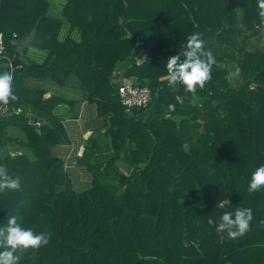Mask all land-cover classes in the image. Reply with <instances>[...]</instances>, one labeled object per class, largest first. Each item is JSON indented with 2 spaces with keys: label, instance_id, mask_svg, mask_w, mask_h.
I'll return each mask as SVG.
<instances>
[{
  "label": "trees",
  "instance_id": "trees-1",
  "mask_svg": "<svg viewBox=\"0 0 264 264\" xmlns=\"http://www.w3.org/2000/svg\"><path fill=\"white\" fill-rule=\"evenodd\" d=\"M49 9V0H0V73H13L19 98L0 103V164L21 182L0 193V227L15 215L23 227L51 233L19 264H264V187L248 192L264 163V42L246 46L264 38L258 0H66L59 14ZM64 22L77 39L59 40ZM194 32L220 67L202 89L172 90L166 63ZM23 40V52L34 46L47 55L11 68ZM117 74L149 87L147 107L125 112ZM71 75L103 119V134L91 131L77 157L91 176L84 189L55 153L70 139L54 109L72 100L44 97L26 82L62 85ZM146 108L149 119L139 117ZM241 207L253 210L251 230L237 239L217 232L223 212Z\"/></svg>",
  "mask_w": 264,
  "mask_h": 264
},
{
  "label": "clouds",
  "instance_id": "clouds-1",
  "mask_svg": "<svg viewBox=\"0 0 264 264\" xmlns=\"http://www.w3.org/2000/svg\"><path fill=\"white\" fill-rule=\"evenodd\" d=\"M258 7L264 9V0H258ZM261 25H264V11H261ZM184 51L169 57L166 66L168 72V87L175 90L177 84L184 86L186 92H195L197 87L203 88L211 80L213 66L220 67L213 52L205 47V40L200 33H192L186 38ZM183 57V59H181ZM13 73H0V103L7 105L19 98L12 91ZM264 187V163L258 165L252 172L248 184V192L254 193ZM20 178H12L5 165L0 164V193L19 191ZM254 213L251 208H236L234 211H224L216 225V231L226 233L229 239H237L251 230ZM259 226L264 227V219ZM51 239V233H37L33 228L23 227L15 215L8 219L6 227H0V264H19L21 255L29 249L37 250L46 246Z\"/></svg>",
  "mask_w": 264,
  "mask_h": 264
},
{
  "label": "crops",
  "instance_id": "crops-1",
  "mask_svg": "<svg viewBox=\"0 0 264 264\" xmlns=\"http://www.w3.org/2000/svg\"><path fill=\"white\" fill-rule=\"evenodd\" d=\"M49 1V13L53 15L59 14L66 2V0ZM67 36L77 39L76 30L71 28L67 22H64L61 26L58 38L59 40H62ZM26 44L27 41L23 40L19 41L17 46L19 52L16 56L22 60V63L27 58L35 62H42L45 59L47 50L30 46L23 52L22 49ZM138 62H141V60H138ZM116 78L118 81H122V78H119L118 74L116 75ZM26 82L30 87L44 89L46 97L52 93H56L61 94L68 100H72V104L60 103L54 109L55 113L63 119V124L70 139V144H58L55 147V153L63 159L69 175L72 174L73 176L74 173V176L77 177V173L83 170L82 167L77 164V157L82 154L85 148V139L88 134H92L91 131L98 129L99 127L101 130H104L102 127L103 119L96 114L95 106L88 103L85 90L79 86L78 80L72 75L69 76L62 85L57 84L48 78L28 77ZM152 112V108H146L139 117L149 119L152 116ZM103 144L105 145L104 142ZM118 166L121 167V164L118 163ZM88 175H90V173H88ZM70 178L72 179L71 175ZM74 179V181L72 180L73 184L76 182V178Z\"/></svg>",
  "mask_w": 264,
  "mask_h": 264
},
{
  "label": "built area",
  "instance_id": "built-area-1",
  "mask_svg": "<svg viewBox=\"0 0 264 264\" xmlns=\"http://www.w3.org/2000/svg\"><path fill=\"white\" fill-rule=\"evenodd\" d=\"M15 35V34H13ZM6 58L3 33L0 31V60ZM118 95L125 112L131 113L133 108H145L151 100L150 89L147 85H125L121 81L117 87ZM39 123H37L38 125Z\"/></svg>",
  "mask_w": 264,
  "mask_h": 264
},
{
  "label": "rangeland",
  "instance_id": "rangeland-1",
  "mask_svg": "<svg viewBox=\"0 0 264 264\" xmlns=\"http://www.w3.org/2000/svg\"><path fill=\"white\" fill-rule=\"evenodd\" d=\"M241 39H242V35L237 36L236 42L238 44H240V45L242 44V40ZM263 42H264V38L263 37H261L259 35H255V36L251 37L250 39H248V43H247L246 46L251 49V48H254V47L261 46L263 44ZM232 64L234 65L235 63L233 62ZM237 73L238 72H236L234 75H236ZM101 134H103V130H101ZM90 135H92V134H88L87 138ZM87 138L85 139V143L87 141ZM102 141H105V139H104L103 136H101L100 143L98 144V148H97L98 151H100V152H101V150H104L105 149V145L102 143ZM103 155H105V154L103 153ZM105 161H106V159L104 157L103 158V162H105ZM118 162L121 164L122 169L127 171V168L125 166H122V162L121 161H118ZM81 167H82L83 170H81L80 172L77 173V177L74 176V173L73 172H72L73 173V176H72V174H70L73 181L75 180L74 178H76V182L74 183V186H75L76 189H84L89 184V179H90V175H88L89 172L86 170V168L84 166H81ZM83 183H85V184H83Z\"/></svg>",
  "mask_w": 264,
  "mask_h": 264
},
{
  "label": "water",
  "instance_id": "water-1",
  "mask_svg": "<svg viewBox=\"0 0 264 264\" xmlns=\"http://www.w3.org/2000/svg\"><path fill=\"white\" fill-rule=\"evenodd\" d=\"M22 63V60H20L19 59V57L18 56H15L13 59H11V61H10V67L11 68H14V67H16V66H19L20 64ZM238 68L233 72H230V75L231 76H234V74L236 73V72H238ZM122 82H123V84H125V85H131V84H138V82H134V80L132 79V78H122ZM44 97H46V94H44ZM11 110L12 109H6L4 112H3V114H5V113H9V112H11ZM30 120L31 121H33L34 123H35V125L36 126H38L37 125V123H38V119L34 116V115H30ZM185 149H188V146L187 145H185ZM219 206H221V205H219Z\"/></svg>",
  "mask_w": 264,
  "mask_h": 264
}]
</instances>
